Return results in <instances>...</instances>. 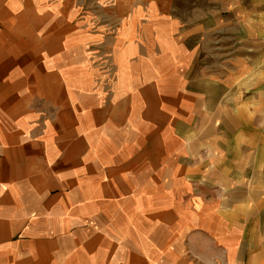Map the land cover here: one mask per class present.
Segmentation results:
<instances>
[{"label":"crops","instance_id":"1","mask_svg":"<svg viewBox=\"0 0 264 264\" xmlns=\"http://www.w3.org/2000/svg\"><path fill=\"white\" fill-rule=\"evenodd\" d=\"M114 1L118 20L119 2ZM120 2L127 7L132 0ZM61 3L44 11L39 0H0V63L8 65V71L67 73L86 62V46L93 43L99 51L95 66L116 70L115 88L154 87L158 93L138 98L130 95L129 89L120 97L113 92L108 97L78 99L80 141L76 150H65L60 162L53 158L56 152L52 148H47L51 154L44 156L43 145L27 142L24 137L29 135L27 122L38 118L35 112L25 108L7 116L0 109V120L7 121L0 128V199L9 200L0 203V231L2 225H16L31 245L24 252L14 251L12 256L0 257V264H64L62 259L70 251L61 242L67 241L73 249L76 239L71 232L78 237L87 234L89 228L100 231L101 239L100 218L104 216L108 220V214L121 216L125 221L119 231L125 236L122 249L131 243L130 235L137 233L136 243L142 253L138 264H264V188L254 187L249 191L250 188L240 183L246 175L255 177L262 169L264 172V0H158L159 19L174 28L167 37L172 55H161L160 47L156 50L147 47L135 54L133 49L118 52L113 46L102 51V41L107 37L103 33L73 34L65 29L66 25L62 26L73 20L74 15ZM158 29L161 41V23ZM113 36L120 37L117 33ZM129 36L133 42L134 35ZM73 53L79 56L78 64L69 67L63 55ZM102 55L109 56L108 63ZM59 60L62 62L58 63ZM133 65L139 67L136 75ZM51 81L43 83V87H51ZM74 102L67 99L62 104L70 111ZM136 102L143 110L141 118L137 117L142 120L141 127L135 128ZM120 104L124 111H118ZM60 114L62 111L56 110L53 119L57 120ZM101 116L111 121L125 120L126 135H143L140 143L143 148H148L150 142L144 137L147 133L157 137L155 142L161 145L157 149L159 154L174 152L175 160L171 162L185 169L181 179L187 173L189 208L173 203L169 207L165 200L171 194L161 190L167 177L150 176L153 165L148 159L138 161L145 170H134L131 152L140 140L136 145L133 140L126 141L132 150L113 152L108 148L106 134L96 133L95 123L94 129L85 132L92 127L87 120ZM21 120L19 127L17 121ZM113 129L116 132L119 128ZM70 134L73 136L75 132ZM101 141L105 144L101 145ZM176 158H182L181 163ZM55 164H60L62 170H56ZM154 165L165 166L162 159ZM172 166L166 170L171 169L174 184L178 175ZM200 182L205 183L201 195L209 198L217 194L222 198L218 189L214 192L219 187L229 192L227 202L218 208L203 206L193 189ZM53 184L61 185L55 197L50 194ZM7 188L8 192L3 191ZM171 192L176 198V191ZM108 198L115 200L114 203H105ZM25 200L32 202L30 206ZM109 205L113 213H109ZM74 213L77 219L72 224L69 216ZM147 213H151L152 219L147 218ZM133 215L146 218L133 227L130 226L134 223ZM30 216L42 217L43 222L38 227L29 221ZM87 223L92 227L86 226ZM111 223L109 220L105 226L108 231L105 236L117 239L120 235ZM156 223L161 224V231L168 226L163 232L172 233L171 247L180 249L182 238L186 241L187 237L198 236L208 246L218 249L220 257L197 262L196 256H184L177 249L172 256H159L156 249L159 241L154 238ZM70 224L78 226V230H71ZM52 237L63 240L53 241ZM109 247L114 246L109 243ZM101 249L92 257L86 250L80 251V256L89 264L106 263ZM110 256L118 257V251Z\"/></svg>","mask_w":264,"mask_h":264},{"label":"rangeland","instance_id":"2","mask_svg":"<svg viewBox=\"0 0 264 264\" xmlns=\"http://www.w3.org/2000/svg\"><path fill=\"white\" fill-rule=\"evenodd\" d=\"M39 1L42 4L40 5V8L44 11H46L49 7L53 6L54 4L57 5V3L60 4L62 2L64 3V5H66V8L70 11V13H73L74 18L73 20H70V22L67 21V24H62V26L66 25L65 29L69 32L71 31L70 33L78 34L85 32V35L88 36L95 32H99L103 33V35H106L107 37L104 38L102 41V51H104L105 48L110 49L113 46L117 48L118 52L123 51L125 48L133 49L135 54L137 51L147 49V47L154 48V50L160 47L161 55L173 54V50L170 48L168 42L169 39H167V37L171 35L174 28L170 26L169 23L167 24L165 20L159 19V16L157 15L158 13L156 11L158 0H132V2L127 5V7H125L124 2H120V0H117V3L119 2L118 20L115 16L116 11L114 6L116 3L114 0ZM159 23H161V41L158 40ZM114 33H117L118 35H120V37L117 36V39H115V37L113 36ZM146 33L149 35L148 39L146 37ZM129 34L134 35L133 42L131 41V39H129ZM57 56L58 55H55V57ZM63 56H65L64 63L69 61V67H71L72 64H78L79 56H76V53H73L71 55L66 54ZM59 57H61V55ZM84 57L86 62L84 61L83 63H80L79 66L71 68L69 71H67V73L59 74H64L63 76L57 75L58 71L55 72V75H52L54 74V72L52 73L51 71H43L42 73H12L7 70L9 68L8 65H3L2 63H0V109L3 108L2 111L4 112V115L7 116L12 115L13 113L21 112L25 108L31 109L33 112H35L38 115V118L29 120V122H27L29 123L30 128L28 134L32 136L26 135L24 137L28 139L27 142L36 141L40 145H43L42 154L44 156H49L51 153L47 151V148H52L51 150L56 152L55 155L53 154V158H55V160L60 159L59 157H62V155L65 154V150L70 149L71 151L77 149L78 143L80 141L77 136L78 131H80L78 127L77 118L78 111L76 110L78 99H81L84 96L87 98L94 96L108 97L110 94L112 95L113 92H115L120 97L123 96L124 93L129 89L130 95L134 94L135 97L138 98H142L143 96L147 95H157L158 93V89H155L154 87L141 88L138 86H133L129 89H126L118 86V88H115L113 84H115L118 79L116 70L110 71L109 68L102 69L101 67L95 66L96 64L94 63L98 61L99 51L96 50L93 43L86 46ZM101 58H106L104 62H109V56L102 55ZM124 58H126L124 60L126 61L127 57L125 56ZM162 58H164V56H161V59ZM60 59H62V57ZM118 59L120 61V57ZM132 59L135 60V56L132 57ZM60 62H62V60H59L58 63ZM153 64L155 65V63ZM133 66L135 68L134 75H136V70L139 67L136 65ZM84 67H86L85 71H83ZM119 75H121V73L118 72V76ZM120 78L121 77L119 76V79ZM30 80L33 82H29ZM46 81H51L53 85L51 87H43L42 84ZM29 83H32L34 85L29 86ZM132 84H134L133 81ZM67 99H69L70 101H75L71 104L72 107L70 111H67L66 108H64L65 105L62 104V102ZM119 108L120 109H118V111H124V108L121 104L119 105ZM56 110L62 111V114L59 115L57 120L53 119V114H55ZM142 110L143 106L141 104H137L136 102L134 108L135 119L133 120L135 128L139 126L141 127L142 120L140 119V115L142 113ZM6 122L7 121L0 120V128H2L3 124H5ZM17 122L19 125L22 120ZM87 122H91L92 127H90L85 132L87 133L90 132L91 129H94L93 125L95 123L97 127L96 133L106 134V138L108 139V148H110L113 152H115V150H119L121 152V150L124 149L132 150L131 147H127L126 141L129 142L130 140H133L136 145V143H138V141L140 140L137 146L133 147V152H131L133 154H131V157L135 160L133 162V166L135 167L134 170L137 169L140 172L145 170L144 167H140L141 163L138 161H141V159H148L149 162L153 165L152 169H150V176L158 177L159 175H166L167 177V183L165 184V188L164 185L161 184V190L165 191L166 189V192L168 194H171L168 195L165 193L166 196L168 195L171 197L169 200H165L169 207L173 203L181 208H189V198L191 195L189 192L190 188L186 186L187 180H185V176L187 175V173L181 179L180 175L184 174L185 169L181 168L179 164H174L173 162H171V159H174V157H172L174 152H161V154H159L157 149H161V145H158V143L155 142V140H157L156 136L152 137L151 135L149 136L147 133H145L144 137L150 139V142L148 144V148H143L140 146L141 140L143 139V135H126V125L124 123L125 120L111 121L110 119H105L103 116H101L99 119L97 118L92 121L87 120ZM121 122L123 123L121 124ZM113 128H119V132H114ZM69 131L71 133L75 132V135L69 136L71 135ZM147 132L152 133V131ZM215 138L216 137H214V139ZM104 144L105 141H101V145ZM161 157H165L167 159H163ZM39 159H41L40 155ZM159 159L160 162L161 159L164 162V167L158 168L156 167V165H154V163H156ZM61 160L62 159H60L59 162ZM176 161L181 163L182 158H176ZM186 163L188 164V166H191L189 162ZM55 165L56 170H62L60 164ZM171 165H173L172 169L174 170L175 175H178L174 184L171 183V180L173 179V177L170 176L171 169L170 171L166 170V167ZM200 183L201 185L195 184L193 189L197 191L199 202L203 206L209 205L210 207L218 208L220 206H223V204L227 202V195H229V192L227 190L215 187L214 192H216V190L218 189L220 195H222V198L217 197V194L213 195L212 197L206 198L205 195L200 194L204 193L205 189L203 190L202 187L204 188L205 183ZM240 183L245 184L248 188H250L249 191H251L254 187L264 188L263 169L262 172H260V174L256 175L255 177H253V175H246L245 180H242ZM209 184L211 185L210 182ZM59 186H57V184H53V186L50 187V194H53L52 197H55L57 193L56 189L59 188ZM156 186L157 185H155V187ZM8 188L4 189L3 191L8 192ZM171 191H176V198H173L174 194ZM110 199L112 198H108L107 201L104 202L109 204L110 202L114 203L115 200ZM4 200L0 199V203L9 201ZM11 202L12 201H10V203ZM24 202L28 206H30V204L32 203L30 200H25ZM108 207H110L109 213H113L112 205H109ZM150 215L151 213H149L147 218L152 219ZM69 217L70 222L72 224H75L73 221L74 219H77V213H74V215L71 214ZM106 218H108V220H106L104 216L100 218L103 224L101 231V239V236L99 235L100 231H95L96 229L94 230L93 228H89V230H87V234L78 233V237L76 236V233L71 232V234L74 235L76 239L75 244H72V246L74 247L73 249L69 248V244L67 241H64L63 239L57 240L58 238L52 237L53 241L61 242L63 240L61 244L66 248V250L70 251V253L62 259V262H64V264H89L86 263V258L84 256H80V251L83 252L86 250V252L90 253L89 256L92 257L91 255H94L98 251L99 247H102L101 250H103V252L107 254L104 255L103 253L102 255V259H106V263L103 264H138L140 262L138 259L142 253L140 250L141 248L139 247V243H136L138 241V239L136 238L137 233L134 232L135 235H130L131 243L129 242V245L127 243V246L122 249L120 245L122 243L121 241L125 240V236L122 237L119 231H122V226L125 224V221L122 220L123 218L121 216L112 217L109 214ZM131 218L133 219L134 223L130 226L136 227L138 224L141 223V219H144L146 217L133 215ZM30 219L32 222L38 225V227L43 222L42 217L31 218L30 216L29 221ZM109 220L113 221V223H111V226L120 235L117 239H115L114 237L107 238L105 236L108 235V231H105V226L109 224ZM72 224H70V229L75 231L78 230V226H72ZM86 226L92 227V224L87 223ZM16 227L17 226L13 224H5L1 226L2 231H0V257H9L14 254V251L24 252L26 250H29V248L31 247L30 242L26 241L23 238L22 234L24 233H22V231L17 230ZM82 227H84V225ZM167 228V225L164 226L163 231H166ZM163 231H161V224L160 226L157 225V229L154 232V238L159 241V246L156 249L160 251L159 256H172L175 253V250L177 249L171 247L174 243L172 233ZM70 236L71 235L69 234L68 237ZM182 241L183 247L177 250L180 251L181 254L184 256H196L197 262L210 261L211 257H220L218 249H214L208 246V244H206V242L201 240L198 236L187 237L186 241L184 240V238H182ZM69 243L71 245V242ZM109 243H112L114 247H109ZM132 243L133 245H130ZM116 245H118V248L116 247ZM32 250H38V248H34ZM117 251L118 257L110 256L116 253ZM115 260L116 262H114ZM51 264H53V262H51Z\"/></svg>","mask_w":264,"mask_h":264}]
</instances>
